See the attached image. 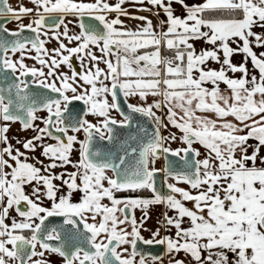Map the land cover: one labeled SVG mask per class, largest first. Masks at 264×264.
Returning <instances> with one entry per match:
<instances>
[{
	"label": "crops",
	"instance_id": "0c3cea01",
	"mask_svg": "<svg viewBox=\"0 0 264 264\" xmlns=\"http://www.w3.org/2000/svg\"><path fill=\"white\" fill-rule=\"evenodd\" d=\"M148 5L145 11L158 22V32L156 37L154 33L148 34V44L140 45V49L151 47L156 58L167 51V55L183 61L181 72H177L174 66H160L158 58L156 65L139 60L150 86L160 93L174 89L193 94L191 100L202 94L201 101H206L208 108L211 96L222 98L226 92H236V101L229 99V109H233L232 118L242 128V162L225 166L200 157L194 186L184 185L169 199L129 200L132 238L159 241L163 248L158 260H132L129 264H264V232L258 224L264 211V6L250 7L244 0H148ZM235 7L243 10L240 20L201 17L202 10ZM157 9L166 16L164 24L158 19ZM139 12L135 7L119 6L112 12L100 10L98 14L103 24L117 27L114 16ZM155 82L157 85L153 86ZM199 105L183 111H173L169 103L159 107L166 110L167 121L173 123L176 118L184 120V114L196 120L214 117L209 109L198 110ZM72 137L74 142L67 152L56 145L51 167L44 160L48 140L43 136L34 139L35 157L30 162L26 159L30 140L24 137V164L32 170L33 178L24 185L23 195L34 213L26 216L6 209L4 233L8 243L4 255L11 256L10 240L16 237L13 230L32 227L42 213L89 210L82 203L80 142L77 135ZM193 137L192 141L204 147V151L208 148L202 137ZM12 168L8 164L7 172ZM85 225L97 237L96 228L86 222ZM42 252L39 264H65L51 251ZM5 264L15 261L8 258ZM71 264L79 263L73 260Z\"/></svg>",
	"mask_w": 264,
	"mask_h": 264
},
{
	"label": "flooded vegetation",
	"instance_id": "af4514ba",
	"mask_svg": "<svg viewBox=\"0 0 264 264\" xmlns=\"http://www.w3.org/2000/svg\"><path fill=\"white\" fill-rule=\"evenodd\" d=\"M92 1V5L95 8L85 9L86 0H3V2L0 0V10L6 11L0 15V264H5L8 258L13 259L15 264H18L12 255H4L3 251L4 246L8 243L4 233V214L6 213V209L11 208L16 213H19L15 206L19 202L25 201L27 203V211L19 214L32 216L34 213L27 198L23 195L24 185L29 183L33 178L32 170L24 164V137L30 140L27 143L29 152L26 155V159L30 162H33L35 157L34 139L43 136L48 140L47 145L44 147V160L47 167H51L50 163L56 157V145H58L59 150L67 152L74 142L72 135H77L76 139L80 142L79 151L82 174H85L89 170H93L82 158V149L88 136L87 130L92 128L98 135L105 136V121L124 122V119L116 112L114 105L112 114H116L119 117L118 120L108 117L106 119H96L100 120L95 121L96 123H84L86 115L85 105V112L80 128L76 131H71L67 128L62 129L59 124L60 121L57 118V114L62 111L65 101L69 98H77L63 97L62 91L63 89L67 90L68 87L59 84L61 78L58 69L64 65V68L65 66L68 67L66 74L74 73L77 76L83 77L88 70L91 57L97 51L99 44L102 43L108 50L112 51L110 46L116 40L115 37L110 39L112 34L108 33L106 28L107 39H97L92 34L84 33V30L96 31V27L88 17L82 20V27L81 15L93 17L102 24L98 14L102 1ZM92 70L93 68L89 69V71ZM115 77V73L112 72L110 88L113 84L117 83V81H114ZM110 88L109 93L113 103ZM57 91L61 94L59 101L52 96V92ZM121 92L123 95L122 90ZM42 93L47 95V100L40 108H37L41 105L40 99L42 98ZM82 102L84 103L83 100ZM158 107L159 105L157 104ZM100 113V115L104 114L101 111ZM149 116L154 124L158 126V120L154 114ZM74 124L72 120L64 122L66 127H72ZM57 131H62L64 143L52 138L48 134L56 133ZM187 134H184L185 141ZM158 141L147 150V171L162 170L163 168L162 159L153 154V149L159 147L157 145ZM189 143L186 141V145L181 150L171 152L181 155ZM156 159L160 161L159 167L154 166L153 162ZM8 164H11L13 167L10 173L7 172ZM164 181L172 191L171 197L177 190L174 189V185L171 186L168 182L174 181L176 185L179 183L187 185L181 177H166ZM142 188V193L150 192V179ZM115 191L116 189L113 188L112 196L116 199H157L154 196L143 198L140 195L141 192L116 196ZM49 212L56 211L42 213L35 219L34 225L30 228L13 230L16 237L10 240L11 252L12 242L16 239L29 240L38 220ZM75 213L78 215L83 226L87 228L82 216L83 210L80 213ZM135 237L133 236L132 241ZM95 238L96 235L93 233L92 241L98 253L103 250L109 239H116L117 243L112 249L114 257L119 260L120 264L130 263L126 260L123 252H118L117 255L114 252L121 245L120 239L107 237L103 240L102 244L97 245ZM37 249L42 251L47 250L41 249L35 244L33 246L32 257L35 255ZM83 257V255H76L73 260L79 263V260ZM90 264H99L96 257L91 258Z\"/></svg>",
	"mask_w": 264,
	"mask_h": 264
},
{
	"label": "rangeland",
	"instance_id": "374dc122",
	"mask_svg": "<svg viewBox=\"0 0 264 264\" xmlns=\"http://www.w3.org/2000/svg\"><path fill=\"white\" fill-rule=\"evenodd\" d=\"M101 1L100 10L112 12L119 6H128L130 8L135 7L140 12L125 17L114 16L113 22L117 27H113V24L102 23L107 32L112 34L110 39L112 37L116 38L117 50L112 52L100 43L97 51L92 55L88 70L83 77L74 73L66 74L68 67L65 66L64 68V65L58 69L61 78L59 84L68 87L67 90L63 89V97L80 98L86 105L84 123H93L100 121L96 119H106L108 117L119 119L116 114H112L113 103L109 93L112 83L111 73L113 72L116 75L114 81H117L123 91L129 107L143 111L151 116L154 114L158 120L159 141L157 145L160 148L167 151L181 150L186 145L184 134L189 133L192 136L202 137L208 143V148H205V151L203 150L204 147L202 148L196 141H190L188 144V147L194 152L197 162H200L201 157L207 162H218V165H240V162H242V128L232 118L231 111L233 109H229V103H231L229 99L235 102L236 92H226L222 98L211 96L208 99V102L210 101L208 108V106H205L207 105L206 101H201L202 94L198 96L197 100H195L196 98L191 100L190 98L193 94L178 93L174 89L168 91V94L166 90L160 93V91L152 89L145 69L138 64L139 60L150 65L157 64L156 54L151 47H142V49L139 47L149 42L148 34L154 33L156 37L158 32V22H155L153 20L155 18L145 11L149 8L148 0H118V4L116 0ZM92 3V0H86L85 9L95 8ZM244 4L250 7H262L264 6V0H244ZM159 23L162 22L159 20ZM114 33L121 34V36L117 37L113 35ZM148 53L151 56H148ZM90 68H93V70L89 71ZM181 69L182 67L174 68L177 72H181ZM163 83L166 85L165 81ZM156 85L157 82L153 83V86ZM199 102H201L200 105ZM167 103H169L173 111L175 109L180 111L190 110L199 105L200 108L199 106L196 107L198 110L209 109L211 111L210 114H214V117L196 120V118H188L184 114V120L176 118V125L167 121L165 117L167 115L166 110L160 109V107L157 108V104L166 107ZM100 111L104 114L100 115ZM153 163L155 167L160 166L159 159L154 160ZM112 182V174L106 170H89L83 174L82 203L89 210L83 212L82 216L86 224L93 229L96 228L97 237L95 238V243L97 245L102 244L107 237L121 238L122 243L115 249V254L123 252L127 261L141 262L142 260L129 253L130 238H132V221L124 219L121 214V207L128 206L130 201L122 198H113ZM168 183L171 186L174 185L173 187L177 191L184 186L180 183L176 185L174 181ZM92 213H95L94 217L90 216ZM42 253V250L37 249L35 255L26 264H39ZM144 261L151 263L152 260Z\"/></svg>",
	"mask_w": 264,
	"mask_h": 264
},
{
	"label": "water",
	"instance_id": "95a60500",
	"mask_svg": "<svg viewBox=\"0 0 264 264\" xmlns=\"http://www.w3.org/2000/svg\"><path fill=\"white\" fill-rule=\"evenodd\" d=\"M5 12L3 9L0 10V15ZM156 13L161 21H167L160 9H157ZM80 17L82 27V20L86 17L91 19L96 27V31L84 30L85 34H92L97 39H107L105 27L100 22L87 15ZM110 49L112 51L116 49V41ZM110 92L114 108L124 122L105 121V136H100L89 128L82 149L84 162L93 170L109 171L112 174V186L119 191L138 190L150 179L152 195L157 199H169L172 191L164 181L166 177H181L188 186H194L198 181V164L194 152L189 147L185 148L181 155L155 147L153 154L162 159L163 168L147 171V150L158 141L159 130L147 113L128 106L117 83L111 86ZM52 96L58 101L61 98L58 91L52 92ZM46 100L47 95L42 93L41 105L37 108H40ZM84 112L85 104L82 100L67 99L62 111L57 114L60 127L71 131L78 130ZM68 120H72L75 123L74 126L66 127L64 122ZM48 134L64 143L62 131ZM186 136L187 142L194 140L191 134L188 133ZM26 206L27 203L21 201L15 208L19 213H24L27 211ZM121 214L124 219L128 220L130 208L123 206ZM258 224L264 232V211L259 215ZM92 239L93 233L83 226L75 212H49L38 220L29 240L16 239L12 242L11 255L18 264H26V261L32 257L33 246L36 244L41 249L56 253L65 264H71L76 255L84 256L79 260V264H90L91 258L94 257L99 264H120L112 252L117 243L116 239H109L100 253ZM130 253L139 259L158 260L163 254L162 243L159 241L143 242L135 237L130 246Z\"/></svg>",
	"mask_w": 264,
	"mask_h": 264
},
{
	"label": "trees",
	"instance_id": "16d2710c",
	"mask_svg": "<svg viewBox=\"0 0 264 264\" xmlns=\"http://www.w3.org/2000/svg\"><path fill=\"white\" fill-rule=\"evenodd\" d=\"M201 17L204 20H220V21H234V20H240L243 17V10L240 7L235 8H215V9H207L201 11ZM164 55L169 54L167 51H163ZM171 55V54H170ZM143 188H140L135 191H119L116 190L115 194L118 195H124V194H136L137 192H141L140 195L143 198H151L153 195L147 191L146 193H142Z\"/></svg>",
	"mask_w": 264,
	"mask_h": 264
},
{
	"label": "built area",
	"instance_id": "2783aa9c",
	"mask_svg": "<svg viewBox=\"0 0 264 264\" xmlns=\"http://www.w3.org/2000/svg\"><path fill=\"white\" fill-rule=\"evenodd\" d=\"M150 55L151 54L148 53V56ZM157 58H158V64L160 66H163V65H169V66H174V67L183 66V61L173 55H163L162 53H159Z\"/></svg>",
	"mask_w": 264,
	"mask_h": 264
}]
</instances>
